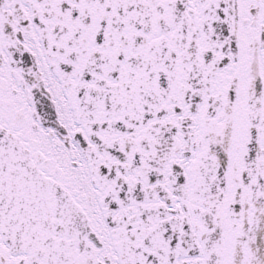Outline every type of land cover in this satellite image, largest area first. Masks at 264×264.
<instances>
[{"label": "snow or ice", "instance_id": "obj_1", "mask_svg": "<svg viewBox=\"0 0 264 264\" xmlns=\"http://www.w3.org/2000/svg\"><path fill=\"white\" fill-rule=\"evenodd\" d=\"M0 264H264V0H0Z\"/></svg>", "mask_w": 264, "mask_h": 264}]
</instances>
